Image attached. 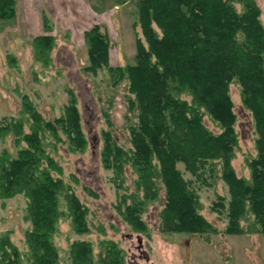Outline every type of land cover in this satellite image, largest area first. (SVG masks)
<instances>
[{
	"label": "trees",
	"instance_id": "1",
	"mask_svg": "<svg viewBox=\"0 0 264 264\" xmlns=\"http://www.w3.org/2000/svg\"><path fill=\"white\" fill-rule=\"evenodd\" d=\"M17 15L16 0H0V21ZM256 0H140L133 65L109 64L110 39L95 25L85 32L88 65L95 74L107 69L114 84L126 80L130 146L120 145L110 128L102 130L101 162L113 172L120 195L117 212L133 232H147L142 218L148 203L165 202L160 212L163 233L206 234L213 230L200 214L192 180L207 187L222 180L229 194L219 196L218 213H226L227 234H264V25ZM45 34L33 41L34 56L51 63L55 42L49 19L43 15ZM237 83L255 133L256 154L247 160L250 177L237 175L232 160L238 147L237 116L230 85ZM59 117L45 120L33 103L23 98V115L0 122V140L12 134L16 155H0V198L24 194L27 198L25 232L27 251L9 238L0 240V264H60L54 242L65 204L74 231L89 232L87 207L61 177L62 169L48 146L63 143L83 153L88 141L83 131L77 97L70 89ZM208 116L220 131L208 129ZM28 126V131L25 130ZM127 166L136 174L135 189L123 187ZM247 224V226H244ZM71 264H126L119 244L101 242L96 254L90 241L70 246Z\"/></svg>",
	"mask_w": 264,
	"mask_h": 264
},
{
	"label": "rangeland",
	"instance_id": "2",
	"mask_svg": "<svg viewBox=\"0 0 264 264\" xmlns=\"http://www.w3.org/2000/svg\"><path fill=\"white\" fill-rule=\"evenodd\" d=\"M256 2L264 25V0ZM16 3V17L0 21V122L23 115L24 97L45 120H53L62 113L71 89L77 97L88 141L83 153H74L63 143L48 146L62 169L61 177L88 210L89 232L78 234L63 205L58 233L54 237L60 264H71L70 246L79 240L90 241L96 254L101 251L102 241L118 243L126 264H264V234L225 232L226 213L219 214V207H216L219 196L229 197L223 181L218 179L211 187L196 183L183 164L178 168L186 180L193 181L199 212L211 224L212 231L202 235L163 233L159 216L165 202L162 184H159V198L148 203L142 214L147 232H133L117 212L116 205L124 190L115 187L113 172L102 165V130L110 128L109 120L115 140L127 148L130 144L126 126L136 117L129 112L126 80L114 84L105 68L95 74L83 70L88 65L84 34L99 25L110 39L109 64L113 67L135 64L137 36L144 41L137 25L140 0H16ZM43 15L50 18V31L55 37L48 66L35 58L33 46L36 36L47 33ZM32 16H35V26ZM229 92L237 116L238 138L232 165L238 176L249 178L247 160L256 154L253 120L243 105L239 85L231 84ZM204 123L211 131L219 133V127L210 117L205 116ZM25 130L28 131L27 125ZM5 150L11 156L16 155L11 133L0 140V155ZM124 179L123 187L128 193L133 192L136 174L130 166L126 168ZM26 207L24 194L0 198V240L8 237L22 253L27 251Z\"/></svg>",
	"mask_w": 264,
	"mask_h": 264
},
{
	"label": "crops",
	"instance_id": "3",
	"mask_svg": "<svg viewBox=\"0 0 264 264\" xmlns=\"http://www.w3.org/2000/svg\"><path fill=\"white\" fill-rule=\"evenodd\" d=\"M53 1H55V0H53ZM17 2H18V1H17ZM16 4H17V3H16ZM52 6H53V5H50L51 8H53ZM30 7H31V6H30ZM33 9H34V8H33ZM47 9H48V8H47ZM16 11H17V10H16ZM33 13L35 14V12H33ZM32 17H33V19H32V20H33V21H32V24L35 26V25H36V21H35V19H34L35 16H32ZM48 18H49V17H48ZM49 20H50V18H49Z\"/></svg>",
	"mask_w": 264,
	"mask_h": 264
}]
</instances>
